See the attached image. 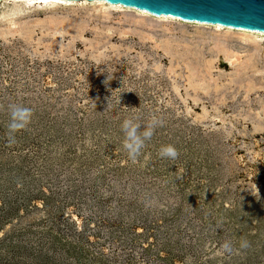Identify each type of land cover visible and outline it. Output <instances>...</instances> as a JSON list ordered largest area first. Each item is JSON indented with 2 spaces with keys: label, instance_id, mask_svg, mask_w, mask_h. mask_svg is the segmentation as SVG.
<instances>
[{
  "label": "rangeland",
  "instance_id": "374dc122",
  "mask_svg": "<svg viewBox=\"0 0 264 264\" xmlns=\"http://www.w3.org/2000/svg\"><path fill=\"white\" fill-rule=\"evenodd\" d=\"M10 104L34 113L12 144ZM152 115L132 163L121 124ZM0 264H264V36L2 0Z\"/></svg>",
  "mask_w": 264,
  "mask_h": 264
},
{
  "label": "water",
  "instance_id": "95a60500",
  "mask_svg": "<svg viewBox=\"0 0 264 264\" xmlns=\"http://www.w3.org/2000/svg\"><path fill=\"white\" fill-rule=\"evenodd\" d=\"M2 0H0L1 2ZM101 1L161 18L264 34V0H69Z\"/></svg>",
  "mask_w": 264,
  "mask_h": 264
},
{
  "label": "clouds",
  "instance_id": "9594fccd",
  "mask_svg": "<svg viewBox=\"0 0 264 264\" xmlns=\"http://www.w3.org/2000/svg\"><path fill=\"white\" fill-rule=\"evenodd\" d=\"M114 70V67H105V72L108 73L106 75L105 83H107L108 80L112 78ZM116 103L120 104V99H117ZM8 108L10 122L7 124L6 135L8 137V142L12 144L16 141V133L28 128L29 124L32 121L34 113L32 108L20 104H10ZM163 123L164 121L162 118L156 115H152L148 122L144 124L143 129H141V123L139 122L138 118L129 117L123 120L121 124V130L124 133L122 146L127 153L128 159L132 163L137 162V159L142 153V149H144V147L146 146V141H150L152 139L156 128L163 126ZM158 155L161 158L175 160L179 156V151L172 144L162 145L158 151ZM240 246L241 248H248L250 245L248 241L242 240ZM221 248L225 252L230 253L232 251V245L229 241H225L221 245ZM190 259V257H187L186 262H190Z\"/></svg>",
  "mask_w": 264,
  "mask_h": 264
},
{
  "label": "bare ground",
  "instance_id": "6f19581e",
  "mask_svg": "<svg viewBox=\"0 0 264 264\" xmlns=\"http://www.w3.org/2000/svg\"><path fill=\"white\" fill-rule=\"evenodd\" d=\"M30 1H36V0H30ZM48 2H50V0H48ZM56 2H62V3H65V2H71V1H69V0H56ZM81 2H83V1H81ZM86 2V1H85ZM95 2H100V3H105V4H107L106 2H101V1H95ZM110 5V4H109ZM121 7V6H120ZM216 27H219L220 28V26H216ZM246 32H249V31H246ZM253 33H257V34H260V35H262V36H264V34H262V33H259V32H253Z\"/></svg>",
  "mask_w": 264,
  "mask_h": 264
}]
</instances>
